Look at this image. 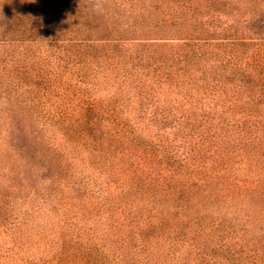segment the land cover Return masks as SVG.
Masks as SVG:
<instances>
[{
  "label": "trees",
  "instance_id": "trees-1",
  "mask_svg": "<svg viewBox=\"0 0 264 264\" xmlns=\"http://www.w3.org/2000/svg\"><path fill=\"white\" fill-rule=\"evenodd\" d=\"M144 2L0 0V264H264V0Z\"/></svg>",
  "mask_w": 264,
  "mask_h": 264
},
{
  "label": "rangeland",
  "instance_id": "rangeland-1",
  "mask_svg": "<svg viewBox=\"0 0 264 264\" xmlns=\"http://www.w3.org/2000/svg\"><path fill=\"white\" fill-rule=\"evenodd\" d=\"M56 1L57 0H55V2ZM70 3L72 5L71 8L76 11H71L69 13L72 15L78 13L81 15L82 19H85V21H91L89 27H92L91 31L93 33L96 31V37L109 36L113 38H133L138 34L135 33V31H138L137 29L146 30V26L144 24L139 25L137 23L133 25V20L145 21L150 17L152 18V14L149 11L152 7L149 5L145 6L146 4L144 3L146 2H144V0H135V2H133V0H70ZM44 6L48 5L44 3ZM57 34L63 35L61 33ZM35 124L38 125L37 123ZM42 161L43 159L40 157L39 160H37V166H41ZM75 181L79 182L80 178ZM31 186L32 185H29L23 177L21 182L22 188L20 190H7V192L10 194V197L18 199L16 200V206L18 209H20V211H24L25 208L33 205L37 199L38 194L34 190L35 187ZM11 192H13V194H11ZM71 193L73 196L76 195V191L74 190ZM42 251L43 246L35 247L34 252L31 255L39 256Z\"/></svg>",
  "mask_w": 264,
  "mask_h": 264
}]
</instances>
